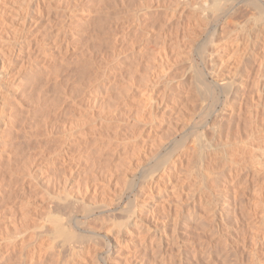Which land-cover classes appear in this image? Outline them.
Here are the masks:
<instances>
[{
    "label": "bare ground",
    "instance_id": "obj_1",
    "mask_svg": "<svg viewBox=\"0 0 264 264\" xmlns=\"http://www.w3.org/2000/svg\"><path fill=\"white\" fill-rule=\"evenodd\" d=\"M94 1L96 0H91V4H86L84 0L85 4L70 3L64 5V7L62 6V13L60 14L63 17V22L61 21L62 25L56 32H52L55 34H50L52 35L51 39L48 37L45 38L46 34L43 37L40 34L43 32H37L40 24H37V21L35 23L33 20L35 16H37V20H43L45 14L52 12L55 4L53 5L51 1L20 0L19 2L17 1L19 7L17 6L15 11L10 12L15 15V20L21 12L23 13V17L19 16L17 28L14 27L16 30L14 29V32H10L11 34L13 33L12 38H9L11 34L5 32L11 41L9 40L6 46L0 43V63L1 65L3 63L2 70L0 69V141L5 135H9L10 132L15 136V131H18L19 128L26 131L27 129L33 131L34 129L37 132L38 128L41 129V125L43 126L44 124L45 127H42L43 129H41V132L46 129L47 132H45V130L44 132L47 134L49 133V135H46L53 141L52 145L54 142L56 143L55 147L58 144V147L55 149L59 147L62 148H59L61 150L58 149L52 152L53 154H51V156L49 155L50 159L47 158V160L49 159L53 164L60 161L63 165L67 166V168H70V172L68 173L69 177L65 178V182L62 181L63 184L61 185L63 186L59 191L50 192L48 191L50 188H45L47 191L44 192L42 189H39L42 190V193L44 192V194H41V200L47 197L44 199V202L48 199L49 203V208L47 206L49 213H47V215L45 214L46 219L41 218L42 216L44 217L43 214L45 212H42L45 211L46 208L40 210L42 211V216L40 215L39 217L44 220V222L42 221L43 223H37V219H39L37 218L38 215L36 214L37 217L34 216V212L31 211L32 207L35 205L27 201L26 202L29 203H26L27 207L29 206L27 208L28 210L23 209L26 210V212L28 211V215L26 214V216L22 218L19 217L20 226L22 225L23 228L20 227L21 229H17V233H14L16 229L13 230L11 228L12 226L10 230L12 229L13 233H8L9 229L8 231L6 230L8 228L7 225L18 222L16 221V215L19 214H16L18 209H15V216H11L12 218L9 217V214V216H7L10 219H14L16 221L15 223L7 218L10 221L4 224L6 223V219L0 215V218L2 217L5 219L3 224L5 225V232L7 233L5 235L2 233L3 236L0 238V264H2L4 260H13L15 258L18 260V257L20 261H24L26 264H35L40 260L36 261V257L38 259L41 255L45 256L42 250L47 248L49 253L51 252V258L49 259L50 264H62V262L63 264H90L87 258L88 255L91 254L89 246L95 241L96 243L98 241H103L109 252L115 248L114 261L117 264H143L144 262L141 260L136 263L132 262L129 256L135 243L132 240H136V238H140V242L144 243L145 250H150L154 255L156 254V258L159 259L161 264H166L167 261H170L168 260L169 255L172 258L174 257L173 260L175 259V264L176 262L177 264L188 263L189 260L190 264H199L200 262L198 263L197 261H199L200 258H204V260L208 258L209 260V257L211 258L212 256L214 248L211 247L212 245L209 239H213L216 232H220L221 237L223 236V239L225 238L226 240H224L227 242V238L229 237L227 235H229V233L227 232L228 234L225 235L223 232L227 229L230 230L229 228L233 226L235 228L241 221V218L243 222H246L249 228L248 230L251 231L250 236H254L252 239H261L263 243L264 120H261L259 114H261V117L264 114V0H172V2L169 1L171 4H169L168 1L166 2V0H164L165 2H162L163 0H131L133 3L130 5L128 4L127 10L125 9L128 14L125 15L127 18L123 17V19L126 20L121 23H118V21L114 24L113 28L108 24L111 30L110 35L107 33L108 30H105L103 26L105 25L104 23H109L111 20L106 22L104 19L105 22L102 23L103 16L101 21L97 20L99 22L98 24L96 21L97 17H101L103 14V7L107 4L108 0H97L98 3ZM113 2L111 5L118 1ZM120 4L125 6L127 3L125 5L123 2ZM121 8L123 7L121 6ZM109 9L107 11H109ZM0 10L3 12L4 8ZM119 13L120 11L116 14ZM121 14L122 13H120V15ZM104 15L108 16L107 13ZM184 17H188V21L185 22ZM176 18L179 20L184 18L183 22L188 25L187 28L191 26V32L194 34L197 32V35L200 31L196 30L197 27L200 26L199 28H201L203 26L204 30L201 29V31L207 35V38L204 36L206 38L204 43L200 44V40L197 41L196 39L190 42L192 44L187 42V47H189V49H185L186 52L184 51V61L182 58L183 64L186 60L189 65L188 69H186L187 73L184 69H181L183 66H181L182 62L180 58L184 52L181 53L180 56V52L177 51V48H180L179 43L182 41H180L181 36L178 35L181 32H177L178 34L176 33V36L172 34L173 31L175 33V30L167 32L168 35L166 33V27H169L167 24ZM123 19L120 20L123 21ZM175 22H177L176 24H178L179 28L180 23H178V21ZM175 22L173 23L175 24ZM3 27L4 26H0V36L3 34V30H5V27ZM174 27H170V30ZM188 29H190V27ZM188 29L185 32H189ZM40 30L41 29L38 31ZM170 33L172 37L169 36ZM158 35L159 39L157 37ZM191 36L192 35H190V37ZM184 37L186 39V36ZM192 38H194V36ZM156 43L161 46L158 47L159 45ZM105 44L106 46L109 44L107 46V48L109 47L108 49H105ZM153 44L157 45L158 50H155L156 48L153 47ZM184 45H181V47ZM181 49H183V47ZM25 50L26 52H30L29 50L33 51L32 53L35 55V57L33 55V58L35 59L37 57L35 52H41V54H44H42L43 56L47 57H44V61L46 59L45 64L48 63V65L42 63L45 65V73L43 76L45 77V83H42L43 85L39 93L41 98L43 96L42 94H45L43 97L45 98L43 100L44 104L42 105L40 103L41 101L37 103L36 100L35 103L38 104V106L32 110L35 112L28 111L29 115L27 113L26 115L24 112L26 116H21L22 111L20 112V108H13V111L11 110V113L8 112L9 114L7 113L8 115H6V105L10 100H8L9 96L14 95L13 93L17 94V91L13 92V89L18 88V85L22 87V84L18 81L20 79L18 77L19 71H21L22 68H24L23 71L28 68L26 67L27 64L32 65L33 58L30 60L29 56L28 59L30 61H28L30 63L25 60L26 62L24 61L23 64L27 63L26 66L22 65L24 67L17 70L18 72H15L18 73L17 75H11L13 77L8 76L12 73L10 69L14 70L13 67L10 69L9 67H11L12 63L15 64V59L17 60L21 56H19V54L23 53L22 51ZM59 56L60 59L58 58ZM40 58L41 56L39 59ZM36 62L38 63L39 61L35 60V63ZM34 66L36 67L37 65L35 64ZM35 67L33 68L37 69L38 66ZM180 69L184 71V73H182L183 75H179ZM30 70H27L29 74ZM32 73L34 72L32 71ZM32 73L31 75H33ZM35 73L37 72L35 71ZM42 73L43 71L40 75L38 74L39 77L43 75ZM254 74L255 77H253ZM20 75L24 76V74ZM35 75L34 77H37ZM39 80H42V78ZM251 80L254 81H252L253 84L250 83ZM21 81H23V79ZM31 83L32 82H30V84ZM250 84L253 85L251 86L253 90L248 98L250 102L246 108L245 101L247 100L246 97H248L246 96L248 93L246 91H248ZM26 85L29 86V82ZM22 88L20 89L22 90ZM35 88L36 87L33 88L34 91H36ZM26 90L27 89H25V91ZM30 91L28 92L30 93ZM29 93L27 96L31 95V93ZM20 95L22 94L18 96ZM17 100L19 105L20 99ZM14 102H11L9 106L14 107L16 103ZM28 102L29 101H27V103ZM197 102H201L203 108L202 113L197 114V116H200L199 120H196V111H194L195 103L197 105ZM32 104L29 108H33ZM108 104L109 106H107ZM198 105L197 106L200 107V104ZM28 109L26 108V110ZM40 111L44 119H41V115L37 113ZM32 113H37V116L39 114L41 117L40 119L45 120V122H41L37 116L34 118ZM30 114H32V116ZM32 118L34 119L33 121L31 120ZM86 118H89V120L87 121ZM244 118L249 124L247 123L248 125L246 128H244L245 126L243 127V133L246 137L242 138L244 135L243 133L242 136L240 134L235 135L233 133L236 132H233V130L236 129L240 131L242 129L241 124L246 123ZM30 121L33 123H30ZM243 121L245 123H242ZM17 124H19L18 130L16 129ZM13 130L15 134L12 133ZM104 130H107L106 134H104ZM128 130L129 134L130 132L134 133V136L130 134L133 137H130L129 134L126 135L127 137L124 135ZM101 131H103L102 134L100 133ZM108 131H111L113 134L111 135ZM162 131L164 137L162 138V135L159 139L158 137ZM18 133L21 135V131ZM25 133L22 134L24 135ZM28 134L27 136L31 137V135ZM103 134L107 137H103ZM156 136L158 140H156ZM16 137L17 136L11 138L16 139ZM26 140H28V138ZM11 145L13 146V143ZM2 147L4 146H1V148ZM5 148L7 150V146ZM73 148L76 153L71 155L70 153L73 151L71 149ZM152 148H154L156 152L158 151L159 160L156 163L157 165L155 164V167L148 170L150 166L148 163L151 161L147 162V156L148 152L151 153L150 150ZM10 150L12 151V149ZM131 150L132 155L135 154L133 151L136 152V159L138 160H135V162H132L134 155L130 156ZM155 150H152L153 154ZM8 151L9 150L6 152ZM11 151L10 156L7 155V158H9L7 160H10L9 163H12L10 159ZM88 151H91V154L92 151L101 152L102 154L108 151L110 153L112 152L113 155H111V157L113 156L114 160L119 161V163L123 160V156L125 158L129 154L128 157L130 158L126 157V159H130L129 162H126L127 168H123L125 163L123 164L122 161L118 164L116 171L111 169L115 172L114 175L117 176L116 178L123 176V184L126 183L124 181L126 179L130 185L128 187L123 186V188L118 189L117 192L115 191V196L111 194L112 196L109 201L107 194L110 193H106L105 198H107V200L101 201L98 207H91V205L84 204L85 206H83V210L80 212L78 209L80 207L76 208L81 198L79 197L80 191L77 192L79 193L78 195H76V193L74 195L70 178L77 174L74 172V168L79 169L84 163H86L85 166L89 163L87 161L88 159L90 160L92 156L89 158L90 156L86 155ZM14 152H12V155ZM101 153L99 155H102ZM106 153L105 155L107 156ZM151 155L152 153L150 156ZM30 156L32 157V155ZM186 156L189 157L186 158V160L189 159V162L187 161L188 164L184 162L186 161ZM42 157L44 159V155ZM97 158L99 159V157H96V159ZM120 158L122 160H119ZM33 159L34 158H32V160ZM27 160L31 161L30 158ZM99 160L98 162L100 163ZM106 160H108V158ZM29 161L26 162L30 164L31 162L29 163ZM96 161H94L95 164H98ZM103 162L101 164H103ZM105 163L107 162L105 161ZM184 163L187 164L186 167H184ZM8 166L12 168L10 165ZM33 166L34 165H32V167ZM108 167L110 168V166ZM106 168H104L105 171ZM29 169H26V171ZM9 170L11 171V169ZM32 170H29L27 174L25 171H23L24 174L18 173L23 175V177L20 176L23 180L22 183L30 187H32V184L35 182L34 180L38 181L37 178L39 177ZM10 171L8 176L11 175ZM96 172L98 171L95 170V173ZM100 172L101 171H99V173ZM4 173H6V171L3 172V174ZM13 174L15 175V173ZM34 174L36 176H34ZM244 175H246V180L244 178L245 182L249 179H251V181L248 182L249 184L247 183L248 185L245 183V185H242L243 182H241L239 187L242 188L244 186L242 188V191H244L241 193L242 191H239L234 185H231V182L239 180L240 177L242 178ZM108 176H106V179ZM11 177L12 175L9 178ZM33 178L35 179L33 180ZM109 179L111 180V178H108L110 182ZM10 180L11 179H9V181ZM136 180H139V182H137V188H135L134 185ZM108 181H106L107 184ZM13 183H16V180ZM112 183L113 182L109 184L111 185ZM120 183L117 186L115 183V186L118 187ZM20 184L18 183L17 185L22 189ZM107 186L106 188L104 186L106 191ZM0 187H2V185ZM36 187L39 186L36 184ZM104 188L100 189L104 190ZM2 191L3 187L2 189L0 188V193H3ZM9 192L11 191L9 190ZM34 192L36 193V191ZM27 193H24V195H27ZM35 195H33V197ZM43 195L46 196L44 197ZM101 195H103V197L105 196L104 193ZM156 195L160 198L158 203L154 199ZM28 196L29 193L27 197ZM30 196L32 197L31 193ZM113 196L116 197V199L114 198L115 202H113L114 200L110 201ZM8 197L7 200L12 196ZM36 197L38 196H35L33 199H28H38ZM126 197V200H128L127 203H125ZM131 197H134V199ZM140 197L143 198V200H139ZM188 197L189 199H186ZM14 199H16V195ZM10 200L13 199H9L8 201ZM2 201L3 200H1V202ZM8 201L6 202V200H4V203H8ZM39 201H37L36 204H38ZM152 202L155 204L154 207L150 206V208L146 210L145 208L149 207L146 205ZM6 203L4 206H6ZM10 204L13 205V201ZM185 204L189 207L188 212H185L186 214L183 213ZM12 205L7 206L9 208V206ZM41 205L43 206L44 204ZM45 205H47V203ZM38 206L36 205V208L39 210L41 207L39 208ZM95 208L97 212H94L96 211ZM75 209L79 211H75ZM157 210H160L162 214H160V212L159 214L164 216L162 218L159 216L161 221L163 219L162 222H160V218L157 217ZM3 211L6 210H2L1 213H3ZM40 211L36 213L39 214ZM76 212L94 214L95 220L93 219V222L98 220L101 225L105 220H113V223L111 222L112 225L107 229L106 233L101 236V234H97L94 228L87 222L86 223L89 225H87L88 228H86L87 226L84 228L81 227L82 224H86L81 221L82 218L76 216ZM20 216H23L22 213ZM90 221L88 222L90 223ZM17 224H19V222L15 225ZM15 225H13V228H16ZM192 230L198 232L199 239H196L197 241L195 238L198 236L196 235V237H194L195 233L193 235L191 232ZM136 231L135 238H133V234ZM188 231H190V233H188ZM84 233H88L90 236L83 235ZM191 233L193 235L192 238H194L192 242L188 239L187 241L184 240V238H188ZM184 234L188 235L185 237ZM42 238L45 240L40 242L39 239L42 240ZM256 239L255 245L257 244ZM45 241L48 242H46L47 245L50 244V247L43 248ZM230 243L231 241L227 246H229ZM232 244H234V241ZM255 245L253 242V246ZM188 248H191V251ZM238 249L239 246L237 250ZM259 249L260 248H258V250ZM263 249L261 250V254ZM236 252L235 254H237ZM254 252L256 253V251ZM99 254H102L101 251ZM188 254H191L192 258H190V256L188 257ZM261 254L258 253V255H255L260 257L259 255ZM262 255H264V253ZM228 256L226 255V257ZM68 258H70V261ZM262 259H260V261ZM105 261V264H111V262H107V258ZM13 264L21 263L17 262Z\"/></svg>",
    "mask_w": 264,
    "mask_h": 264
},
{
    "label": "rangeland",
    "instance_id": "obj_2",
    "mask_svg": "<svg viewBox=\"0 0 264 264\" xmlns=\"http://www.w3.org/2000/svg\"><path fill=\"white\" fill-rule=\"evenodd\" d=\"M20 1V0H5V1H2L1 0V2H0V7L3 9L4 8V10H3V12H2V10H0V12H2V13H0V26H4L3 28L6 30H3V34H1V36H0V43H3V45H7L6 43H9V38H12V35H13V33L11 34L10 32H14L16 29L15 28H17L16 26H17V23L19 22V16H21V17H23V13L21 12V13H19V16H18V18L15 20V15L14 14H12V13H10V12H12V11H15L16 10V8H17V6L19 7V4H18V2ZM49 1H51L52 2V4L54 5V9L52 10V12L51 13H48V14H45V17H44V19L43 20H37V16H35V18H33V20L35 21V23H36V21L38 22L37 24H40L39 25V27H38V29H37V32H43V33H40L43 37L45 36V34H46V36H45V38H49V39H51V37H52V35L53 34H55V33H52V32H56V30H58L59 29V27H61V25H62V22H63V17H62V15L60 14V13H62V6L64 7V5H66V4H85V2H86V4L87 3H89V4H91L90 3V1L91 0H85V2H84V0L82 1V0H77V3H76V0H49ZM70 1V2H69ZM82 1V2H81ZM88 1V2H87ZM114 0H111V2H110V0H108L107 1V4L106 5H104V7H103V14L101 15V17H97V19H96V21L98 20V21H101L102 20V18H103V16H104V18H103V20H102V23H104L105 22V20H106V22L108 21V20H111V22H109V23H104L105 25L103 26L104 27V29L105 30H108V34L110 35V32H111V30L109 29V25H110V27H112L113 28V26H114V24H116L118 21V23H121V22H124V20H126V19H123V17L125 18L126 16L125 15H127L128 14V12L127 11H125V9L127 10V7L130 5V4H132L133 3V1H131V0H120V2H119V0H115V1H118V2H115V3H118V4H115L114 2H113ZM127 1V2H126ZM162 1V0H161ZM168 1V3H169V1L170 2H172V0H166V2ZM80 2V3H79ZM95 3H98L97 2V0L96 1H94ZM109 2H110V4H109ZM114 3V4H112L111 5V3ZM124 3V5L125 6H123V4L121 5L120 3ZM162 2H165L164 0L162 1ZM95 3H93V4H95ZM167 3V4H168ZM15 4V5H14ZM109 4V5H108ZM129 4V5H128ZM169 4H171V3H169ZM175 4V3H174ZM118 5V6H117ZM107 6H109L110 7V9H109V7H107ZM115 6V7H114ZM120 6V7H119ZM121 6L123 7V8H121ZM0 8V9H1ZM15 8V9H14ZM106 8H108L109 9V11H107L108 9H106ZM113 8H114V10H113ZM121 10H120V9ZM116 9H117V11H116ZM124 10V11H123ZM120 11V13H122L121 15H120V13L119 14H116V13H118ZM123 11V12H122ZM116 12V13H115ZM127 12V13H126ZM108 14V16L107 15H104V14ZM114 13V14H113ZM111 14V15H110ZM113 14V15H112ZM123 14H124V16H123ZM110 15V16H109ZM116 15V16H115ZM107 16V17H106ZM113 16V17H112ZM62 17V18H61ZM108 17H109V19H108ZM101 18V19H100ZM111 18H114V19H111ZM127 18V17H126ZM184 18H185V20H184ZM184 18H182V19H174L175 21H178V23H180L179 24V28H178V24H176L177 22H175L174 20L173 21H171L170 23H168L167 24V26L169 25V27H166V33L167 32H172L173 30H175V33H174V31H173V33L172 34H174L173 36H176L178 33H179V31L182 33H179L178 35L179 36H181L180 38V43H179V45H180V48L178 47L177 48V51H179L178 53H179V55L181 54V53H183L184 51L186 52V50L185 49H189V47H187V42L188 43H190V42H193L195 39L197 40V41H199L200 42V44L201 43H204L205 42V40H206V38H207V35H205V33L204 32H202L201 31V29L202 30H204V28H203V26L201 27V28H199L200 26H195V27H197V29L196 30H200L198 33L199 34H201V35H197V32H195V34L193 33V32H191V26H189L190 27V29H188L187 28V24L186 23H184L183 22V20L186 22V21H188V17H184ZM36 19V20H35ZM105 19V20H104ZM115 19H117V20H115ZM123 19V21H121V20ZM187 19V20H186ZM62 21V22H61ZM97 21V24L99 23ZM112 21H113V23H112ZM115 21V22H114ZM43 22V23H42ZM173 22H175V24L173 23ZM42 23V24H41ZM111 23V24H110ZM182 23V24H181ZM3 24V25H2ZM109 24V25H108ZM175 25V27H174V25ZM186 26H185V25ZM106 25H107V27H106ZM171 25V26H170ZM181 25H183V26H181ZM177 26V27H176ZM15 27V28H14ZM170 27H174V28H176V29H171L170 30ZM186 28V29H185ZM15 29V30H14ZM39 29H41L40 31H38ZM169 29V30H168ZM189 30V32L191 33H189V32H185L186 30ZM14 30V31H13ZM47 32H46V31ZM110 30V31H109ZM114 30V29H113ZM11 34L10 36H9V38L7 37V34ZM45 32V33H44ZM50 32V33H49ZM106 32V31H105ZM178 32V33H177ZM183 32H184V34H183ZM6 34V37L8 38H6L5 37V34ZM177 33V34H176ZM188 33V34H187ZM203 33V34H202ZM50 34H52V35H50ZM171 33L169 34V36H171L172 35ZM4 37H3V36ZM49 35V36H48ZM109 35H106V36H109ZM167 35H168V33H167ZM182 35H183V38H182ZM190 35H192L191 37H190ZM184 36H186V39H185V37ZM194 36V38H192ZM197 36H199V37H197ZM201 36V37H200ZM206 38H205V37ZM2 37V38H1ZM158 37V39H159V35L157 36ZM157 37H155V38H157ZM172 37V36H171ZM190 37V38H189ZM195 37H197V38H195ZM204 37V38H203ZM4 38V39H3ZM188 38H189V40H188ZM191 38H192V40H191ZM200 38V39H199ZM203 38V39H202ZM3 39V40H2ZM5 40H8V41H5ZM186 40V41H185ZM4 41H5V43H4ZM11 41V40H10ZM156 42H157V40H156ZM183 42V43H182ZM184 42H185V45H184ZM158 43V42H157ZM156 43V44H157ZM153 44L154 46L153 47H155L154 49L155 50H158V48H157V45H159V44ZM190 44H192V43H190ZM109 45V44H108ZM107 45V46H108ZM181 45H184V46H182L183 47V49H181L182 47H181ZM107 46H106V44L104 45V47H105V49H108L107 48ZM161 45H159L158 47H160ZM172 48V47H171ZM104 49V48H103ZM178 49H180V50H178ZM30 52H26V50L25 51H22L23 53H21V54H19V56L21 57H19L17 60L15 59V64L14 63H12L11 64V67H9V69L10 68H14V70L13 69H10V70H12V73L11 74H9L8 76L10 77L11 75H17L18 73H15L17 70H20L22 67H24V66H22V65H25L26 66V64L27 63H24L23 64V62L26 60L27 62H29L30 60H31V58H33V55H34V53H32L33 51H31V50H29ZM106 51V50H105ZM185 52L182 54V56H181V66H183V67H181V69H184L185 71H186V69H188V63L186 62V60H185V62H184V64H183V61H184V58L183 57H185ZM28 53H29V55H28ZM32 55H31V54ZM36 54H37V57L39 56H41V58L39 59V57L37 58L36 57V59L35 58H33V60H32V65H30V64H27V66L26 67H28V68H26L24 71H23V69L24 68H22V70L21 71H19L20 73H19V75L20 74H24V76L23 75H18V77L20 78L18 81L22 84V87H21V85H18V88H14L13 89V92L15 91H17V94L19 95V94H22V95H20V96H18L16 93H13L14 95H10L9 96V98H8V100L9 101H11V102H14L15 100V105H14V107L13 106H9V105H11L10 103L11 102H7V105H6V115H8L9 113H11V110L13 111V108L15 109V108H20V112H21V116H26L27 114H28V111H30V112H35V111H32L34 108H36L37 106H38V104H36L35 103V101L37 102V103H39V101H41L40 103L43 105L44 104V99L45 98H43L44 96H45V94H42L43 96H42V98L40 97V91H41V87H42V85L45 83V77H43L44 76V71H45V68H44V66L45 65H48V63L47 64H45L46 62V59H45V61H44V57L45 58H47L46 56H43L42 54H41V52H35ZM40 54V55H39ZM30 56V57H29ZM22 57H24V58H22ZM28 57H29V59H28ZM34 57H35V55H34ZM42 58H43V60H42ZM59 59H60V56L58 57ZM182 58H183V61H182ZM36 61H39L38 63L36 62L35 63V60ZM39 59V60H38ZM20 60V61H19ZM29 60V61H28ZM17 61H18V63H17ZM25 61V62H26ZM34 61V62H33ZM43 61V62H42ZM41 62V63H40ZM30 63V62H29ZM33 63H34V65L36 64L37 66V69H34L33 67H35L34 65H33ZM41 65H40V64ZM42 63H44V64H42ZM187 63V64H186ZM13 65V66H12ZM15 65V66H14ZM29 65V66H28ZM185 65V66H184ZM43 66V67H42ZM3 67V63H2V65H1V63H0V69ZM20 67V68H19ZM33 68V70H32V68ZM35 67V68H36ZM186 67V68H185ZM30 68H31V70H30ZM40 68H43V69H40ZM39 69V70H38ZM179 70V72H180V74L179 75H181L182 73H184V71L183 70ZM2 70V69H1ZM27 70L29 71L30 70V74H29V72H27ZM37 72V73H35V71ZM32 71L34 72V73H32ZM38 71H43V75L42 76H40L39 77V75L41 74V72H38ZM183 71V72H182ZM18 72V71H17ZM15 73V74H14ZM28 73V74H27ZM31 73L33 74V75H31ZM186 73H187V71H186ZM255 73V72H254ZM36 74V75H35ZM39 74V75H38ZM256 74V73H255ZM255 74H254V76L253 77H255ZM25 75H27V76H25ZM28 75H30V76H28ZM34 75L35 76H37V77H34ZM183 75V74H182ZM7 76V77H8ZM13 76H11V77H13ZM24 77V78H23ZM27 77H29V78H27ZM34 77V78H33ZM252 77V78H253ZM40 78H42V80H39ZM251 78V79H252ZM23 79V81H21ZM29 81H28V80ZM34 79V80H33ZM37 79V80H36ZM37 81H39V82H37ZM42 81V82H41ZM253 80H251L250 81V83L251 84H253V82H252ZM25 82H26V84H28V82H29V86L28 85H26L25 84ZM30 82H32L31 84H30ZM35 82V83H34ZM43 83V84H42ZM17 84V83H16ZM26 85V87H25V85ZM36 84H38V85H36ZM249 85L250 87H248V91H246V92H248L247 94H246V96H248V97H246V101H245V103H246V108H247V105H248V103L250 102V101H248V98L250 97V95H251V93H252V90H253V88H251V86H253V85ZM30 85H31V88H30ZM36 85V86H35ZM39 85H41V86H39ZM37 86H39V87H37ZM34 87H36L35 88V90L36 91H34V89L33 88ZM20 88H22V90L20 89ZM251 88V89H250ZM19 89V90H18ZM25 89H27L26 91H25ZM33 89V90H32ZM38 89H39V91H38ZM21 90V91H20ZM31 90V91H30ZM251 90V91H250ZM19 91V92H18ZM28 91H30V93L32 92V91H34V92H32L31 93V95L29 96H27V94L29 93ZM24 92H25V94H24ZM29 93V94H30ZM37 93V94H36ZM36 94V95H35ZM39 94V95H38ZM17 95V96H16ZM24 95V96H23ZM13 97V99H14V101H13V99H12V97ZM36 96H37V99H36ZM39 96V97H38ZM17 97H20V98H17ZM22 97V98H21ZM26 97V98H25ZM116 97V96H115ZM114 97V98H115ZM25 98V99H24ZM27 98H29V99H27ZM31 98H33V99H31ZM34 98H35V100H34ZM17 99H20V103H19V105H20V107H19V105H18V100ZM39 99V100H38ZM40 99H42V100H40ZM22 100H24V101H22ZM31 100V101H30ZM32 100H34V101H32ZM27 101H29L28 103H35L34 105L32 104V106H33V108L31 107V108H29V106H31V104L30 105H27L28 103H27ZM248 101V102H247ZM24 102H26L25 104L23 103V106H22V103ZM198 104H200V107H198L199 105ZM12 105H13V103H12ZM198 105V106H197ZM197 105H196V103H195V107H194V111H196V120H199L200 119V116L198 115L197 116V114H201L202 113V110H203V108H202V105H201V102H197ZM8 106V107H7ZM16 106H18V107H16ZM28 106V107H27ZM107 106H109V104L107 105ZM9 107H10V109H9ZM12 107V108H11ZM21 107H23V108H21ZM25 108V109H24ZM26 108L28 109V110H26ZM31 109V110H30ZM9 110V111H8ZM24 110V111H23ZM9 112V113H8ZM24 112H25V114H24ZM29 112V113H30ZM187 112V111H186ZM186 112H185V114H186ZM8 113V114H7ZM37 113H39L40 115H41V117L43 116V114H41V111L40 112H37ZM37 113H32L34 116V118H35V116H37ZM32 114H30L31 116H32ZM39 114H38V116H37V118H41L40 116H39ZM29 115V114H28ZM260 115V118H261V120H264L263 118H264V114H263V116L261 117V114H259ZM198 117V118H197ZM245 117V116H244ZM39 119H37V120H39ZM41 119H44L43 117L41 118ZM40 119V120H41ZM87 119V118H86ZM245 119V118H244ZM32 121L34 120L33 118L31 119ZM89 120V118L87 119V121ZM32 121H30V123H33ZM43 121V123L45 122V120H41V122ZM246 123H245V122ZM242 123H245V124H241L242 126V129H241V127H240V131H238V130H236V129H234L233 130V132H236V133H233V134H235V135H237V134H240L241 136L244 134L243 133V131H244V128H246V126L249 124V122H247V120L245 119ZM248 123V124H247ZM18 125L19 124H17V127H16V129L18 130ZM245 126V127H244ZM20 127V126H19ZM45 127L44 126V124H43V126L41 125V129H43V128ZM244 127V128H243ZM15 129V130H16ZM41 129H39L38 128V130H37V132L33 129V131L30 129V130H28L27 129V131L29 132V134L31 135V137L29 136H27V134H28V132L26 131V130H24V129H20L19 128V130L21 131V135H20V133H18V132H20L19 130L18 131H15L16 132V134H15V132H14V130L12 131V133H14L15 134V136H17L16 137V139L15 138H11V137H15L14 135H12L11 134V132H10V134L12 135H5L4 137H5V140H4V137L3 138H1V141H0V150L2 151V152H4V153H2L1 151H0V155H2V156H0V159H1V161H3V162H1L0 161V175L2 176H0L1 178H3V179H1L0 180V186L2 185V187H3V193H0V215H2V217L3 218H5L6 219V223H4L5 222V219H3L2 217L0 218V224H2V225H0V238L3 236V235H5V234H7L6 232H5V225L4 224H7V223H9V222H7V221H10V220H12L11 222H13V223H15L16 221H18L19 222V224H17V225H15L16 223H18V222H16L15 224H10V225H7L8 226V228H7V226H6V228H7V230L6 231H8V229H9V231H8V233H13V230L14 229H16V231L14 232V233H17V229H19L20 227L21 228H23L22 227V225L20 226V220H19V217H24V216H26V214L28 215V211L26 212V210H28L27 208L29 207H27V205H26V203L27 202H32V205H35V206H33L32 207V212H34L33 213V215L34 216H36V214L38 215V217L37 218H39V219H37V223H39V222H41V223H43L44 222V220L43 219H46V216H45V214L47 215V213H49L48 212V208H49V203H48V199H47V201L45 200V202H44V199L45 198H47V197H45L46 195H43L45 198H43V200H41L42 199V195L41 194H44V192H46L47 191V189H45V188H50V190H48V191H50V192H57V191H59L60 189H61V187L63 186V185H61V184H63V182H65V178H68L69 176V170H70V168H67V166H65V165H63L60 161H58L57 163H51L50 161H49V157L51 156V154H53L52 152H54V151H56V150H58L59 148H61V147H59L58 149H55V148H57L58 147V144L56 145V147H55V142H54V147H53V145H52V143H53V141H51V138L49 137V136H47V135H49V133L47 134V133H45V132H47L46 131V129H44L45 130V132H44V130H43V132H41L42 130ZM130 130V129H129ZM129 130H128V132L126 131V133L124 134L125 136L127 135V134H129ZM246 130V129H245ZM105 132H104V134H106V132H107V130H104ZM131 131V130H130ZM25 132H27V133H25ZM102 132L103 131H101L100 133L102 134ZM111 135L113 134L111 131H108ZM18 133V134H17ZM22 133H25L24 135L22 134ZM36 133V134H35ZM38 133V134H37ZM42 133V134H41ZM109 133H107V134H109ZM162 133V134H161ZM160 133V135H159V139L161 138L160 136H162L164 133H163V131ZM243 133V134H242ZM28 134V135H29ZM44 134H45V136H44ZM47 134V135H46ZM100 134V135H101ZM102 135L103 137H107L106 135ZM130 134H134V133H132V132H130ZM129 134V136L130 137H133L132 135H130ZM137 134V133H136ZM34 135H36V136H34ZM43 136V138H42V136ZM60 135H61V133H60ZM59 135V136H60ZM138 135V134H137ZM157 135V136H158ZM40 136H41V138H40ZM128 136V137H129ZM157 136H156V140H158L157 139ZM8 137H10V138H8ZM32 137H33V139H32ZM35 137H36V139H35ZM127 137V136H126ZM164 137V135L162 136V138ZM246 137V135L244 134L243 136H242V138H245ZM28 138V140H26ZM11 139V140H10ZM39 139V140H38ZM50 140V141H48V140ZM4 140V141H3ZM9 140H10V143H9ZM150 140H152V139H150ZM7 141H8V143H7ZM12 141V142H11ZM17 141V142H16ZM21 143H20V142ZM27 141H29V142H27ZM33 141V142H32ZM46 142H47V145H48V143H49V145L47 146L46 145ZM13 143V146L11 145ZM44 143V144H43ZM51 143V144H50ZM12 146H10V145ZM20 144H22V145H20ZM7 146V150H9L8 152H6L7 150H6V146ZM26 145V146H25ZM1 146H4V147H2L1 148ZM9 146V147H8ZM12 149V151L10 150V149ZM15 148V149H14ZM18 148H20V149H18ZM13 149H14V151H13ZM62 149V148H61ZM61 149H59V150H61ZM4 150V151H3ZM6 150V151H5ZM71 150H73V151H71V155H73L74 153H76V152H74L75 150H74V148L73 149H71ZM152 150H155L154 148H152L150 151H151V153H152V155L150 156V152H148V156H147V162H150V163H148V165H150L149 167H148V170L149 169H151V168H153V167H155L157 164V162H158V160H159V153H158V151L156 152V150H155V152H154V154H153V152H152ZM10 151H11V161H12V163L10 162L9 163V161L7 160V159H9V158H7V155L8 156H10ZM18 151V152H17ZM19 151H21V152H19ZM41 151V152H40ZM51 151V152H50ZM12 152H14L13 153V155H12ZM109 152V151H108ZM106 153V152H104V154H102L101 152H93L92 151V154H91V151H88V153L86 152V155H89L90 157L89 158H91V156H92V160L90 159H88V161L87 162H89V163H87V165L85 166V164L86 163H84L83 164V166L82 167H84V168H82V167H80L79 169L77 168V169H73L74 170V172L75 173H77V174H75V176H73V177H71L70 178V182H71V186L73 187L72 188V191L74 192V195H75V193H76V195H78L79 193H80V195H79V197H81L82 198V196H83V198L81 199L80 198V200H79V205L76 207V208H78V207H80V208H78L79 210H80V212H82V210H83V206H85L84 204H86V205H91V207H98L99 206V204L101 203V201H104V200H107V198H108V201H109V199H110V197L112 196V195H114L115 196V191L117 192L118 191V189H120V188H123V186H125V187H128L130 184H128V182L126 181V179L124 180L126 183H124V184H126V185H124L123 184V180L122 179H124V178H122L121 176V178L120 177H118V178H116L117 176H115L114 174H115V172L113 171V170H115L116 171V168L118 167V164H120L122 161V163L124 164V167L123 168H127L126 167V162H129L130 161V159H128V158H130V157H128L129 156V154H128V152H127V156H126V153H125V156L126 157H128L127 159H126V157L124 158V154L122 155L123 156V160L120 158L119 160H122V161H120V163H119V161H116V160H114V157L112 158L111 157V155H113L112 154V152L109 154V153ZM132 150L130 151V156H133V158H132V162H135V160L137 161L138 159H136L137 158V155H136V152L135 151H133V153H135V154H133L132 155ZM6 153V154H5ZM17 153V154H16ZM90 153V154H89ZM102 154V155H99V154ZM105 153L107 154V156L105 155ZM150 153V154H149ZM15 154V155H14ZM6 155V156H5ZM30 155H32V157L30 156ZM37 155H39V156H37ZM44 155V159H43V156ZM50 155V156H49ZM103 155H104V157H103ZM136 155V156H135ZM14 156V157H13ZM34 156V157H33ZM36 156V157H35ZM106 156V157H105ZM6 159H5V158ZM96 157H99V159L97 158L96 159ZM103 157V158H102ZM188 156H186L185 157V160H186V158H187ZM18 158V159H17ZM30 158V160L31 161H29V160H27V159H29ZM32 158H34L33 160H32ZM47 158H49L48 160H47ZM87 158H88V156H87ZM97 160H95V159ZM103 160H102V159ZM108 158V160H106ZM189 158V157H188ZM14 159V160H13ZM15 159H16V161H15ZM104 159H105V161L107 162V163H105V161H104ZM41 160H43V161H45V162H43V161H41ZM46 160H47V162H46ZM98 160L100 161V163L98 162ZM110 160V161H109ZM113 160V161H112ZM189 159H187L186 161H184V162H186L187 164H188V161ZM26 161H29V163L31 164H28V162H26ZM33 161V162H32ZM36 161V162H35ZM91 161H93V162H91ZM94 161H96V163L98 162V164H95V162ZM103 162V164H101L102 162ZM110 163H109V162ZM117 163H116V162ZM188 161V162H187ZM37 163V164H36ZM43 163V164H42ZM46 163V164H45ZM51 163V164H50ZM59 163V164H58ZM186 163H184V167H186ZM2 164H5V165H2ZM41 164V165H40ZM62 164V165H61ZM89 164H91V165H89ZM100 164V165H99ZM112 164V165H111ZM156 164V165H155ZM7 165V166H6ZM8 165H10L12 168H10ZM25 165V166H24ZM27 165V166H26ZM32 165H34L33 167H32ZM110 166V168L108 167V166ZM127 165H128V163H127ZM154 165V166H153ZM5 166V167H4ZM30 166V167H29ZM65 166V167H64ZM103 167V168H101V167ZM3 167V168H2ZM8 168V170L9 169H11V171H13V172H11L10 170V173H11V175H12V177L11 178H9L11 175H9L8 176V174H9V171L7 170V168ZM39 167V168H38ZM64 167V168H63ZM97 167V168H96ZM107 167V168H106ZM29 168H31V169H29ZM37 168V169H36ZM104 168H106V171H105V169ZM113 170H112V169ZM26 169H29V170H32V171H34V173H36V175L37 176H39L38 178L37 177H35V178H37L38 179V181L37 180H34L35 178H33V180L35 181H33L34 183L32 184V187H34L35 188V190H34V188H32V187H30V186H28V185H26V184H23L22 182H23V180L21 179V177H23V175H20V174H24V172L23 171H25L26 172V174L29 172V170H27L26 171ZM86 169V170H85ZM96 171H98V172H96L95 173V170ZM103 171H102V170ZM109 169V170H108ZM184 169V168H183ZM37 170V171H36ZM83 170V171H82ZM6 171V173H4L3 174V172H5ZM8 171V172H7ZM99 171H101L100 173H99ZM112 171V172H111ZM22 172V173H21ZM114 172V173H113ZM13 173H15V175H16V177H15V175L13 174ZM17 173V174H16ZM18 173H20V174H18ZM99 173V174H98ZM105 173V174H104ZM113 173V174H112ZM7 174V175H6ZM25 174V175H26ZM86 174V175H85ZM97 174V175H96ZM113 176H111V175ZM4 175V176H3ZM35 174H34V176H36ZM105 175V176H104ZM110 177H109V176ZM6 176H8V177H6ZM18 176V177H17ZM21 176V177H20ZM88 176V177H87ZM106 176H108L107 177V179H106ZM64 177V178H63ZM86 177V178H85ZM246 175H244V176H242V178L240 177V179L239 180H236L235 182L233 181V182H231L232 184L231 185H234L235 186V188H237V189H239V191L241 190L242 191V188L244 187H239L240 185H241V182H243L242 183V185H248L249 183V181H251V179H249L248 181H246L245 182V180H246ZM6 178H8V179H6ZM19 178V179H18ZM108 178H111V180H110V182L108 181ZM112 178H113V180H112ZM115 178V179H114ZM122 180H120V179ZM244 178H245V180H244ZM9 179H11L10 181H9ZM16 180V183H13L15 180ZM116 179H117V181H116ZM3 180V181H2ZM4 180H6V181H4ZM7 180H8V182H7ZM20 182H19V181ZM84 180V181H83ZM13 181V182H12ZM63 181V182H62ZM106 181H108V184H107V182ZM118 181H120V182H118ZM2 182H3V184H2ZM41 182H42V185H41ZM49 182V183H48ZM105 182V183H104ZM111 182H113L111 185L109 184V183H111ZM137 182H139V180L137 181H135V183H134V185H135V188H137ZM239 182V183H238ZM6 185H5V184ZM13 183V184H12ZM20 184V186H22V189H21V187H19V185H17V184ZM115 183H116V186L120 183V187L118 186V187H116L115 186ZM234 183V184H233ZM238 183V184H237ZM245 183V184H244ZM248 183V184H247ZM36 184H37V186H39V187H36ZM104 184V185H103ZM114 184V185H113ZM8 185V186H7ZM13 185V186H12ZM35 185V186H34ZM41 185V186H40ZM108 185V186H107ZM228 185H230V184H228ZM7 186V187H6ZM49 186V187H48ZM103 186V187H102ZM104 186H105V188H106V186H107V191L105 190V188H104ZM2 187H0L1 189H2ZM13 189V192H15V193H13L12 192V189ZM31 189H30V188ZM41 187H43V188H41ZM99 187V188H98ZM111 187V188H110ZM9 188V189H8ZM17 188V189H16ZM77 188V189H76ZM97 188V189H96ZM100 188H104V190H102V189H100ZM108 188H109V190H108ZM241 188V189H240ZM7 189V190H6ZM30 189V190H29ZM39 189H42L44 192L42 193V190H39ZM52 189V190H51ZM79 189V190H78ZM87 189V190H86ZM114 189V190H113ZM117 189V190H116ZM4 190H6V191H4ZM9 190L11 191V192H9ZM16 190V191H15ZM24 190H27V191H24ZM31 190H32V192H31ZM91 190V191H90ZM113 190V191H112ZM22 191V192H21ZM24 191V192H23ZM34 191H36V193L34 192ZM38 191V192H37ZM80 191V192H79ZM99 191V192H98ZM103 191V192H102ZM106 191V192H105ZM244 191V190H243ZM243 191L241 192V193H243ZM6 194H5V193ZM9 192V193H8ZM21 192V193H20ZM29 193V196L27 197V195H28V193ZM77 192H79V193H77ZM84 192V193H83ZM96 192H97V194L99 195H97L96 194ZM11 193V194H10ZM20 193V194H19ZM24 193H27V195L25 194L24 195ZM30 193H31V195H32V197H33V195H35V196H38V197H36V198H38V199H35V200H37V201H39V203L38 204H36L37 203V201H35V200H31V199H28V198H32L31 196H30ZM104 193V195L106 194V193H110V194H107V198H105L106 197V195L103 197V195H101V194H103ZM1 194H5V195H7V196H5V198H4V196L3 195H1ZM16 195V199H14L15 198V195ZM96 194V195H95ZM112 194V195H111ZM41 195V196H40ZM11 197V198H9V197ZM34 196V197H35ZM112 197L111 198V200L110 201H112V200H114L113 202H115V199H116V197ZM3 197V198H2ZM7 197L9 198V199H13V200H10L11 202L13 201V205L12 204H10L11 202L10 201H8L7 200ZM14 197V198H13ZM33 197V198H34ZM41 197V198H40ZM78 197V196H77ZM95 197V198H94ZM241 197V196H240ZM239 197V198H240ZM23 198V199H22ZM32 198V199H33ZM105 198V199H104ZM115 198V199H114ZM132 199H134V197H131ZM85 199V200H84ZM99 199V200H98ZM103 199V200H102ZM127 199V197L125 198V203H127L128 202V200H126ZM154 199H155V201H157V203L160 201L159 199V197H158V195H156V196H154ZM157 199V200H156ZM186 199H189V197L188 198H186ZM185 199V200H186ZM1 200H3L2 202H1ZM4 200H6V202L8 201V203H6V206L7 205H12V206H9V208H8V206L6 207V206H4ZM29 200V201H28ZM139 200H143V198H139ZM15 201V202H14ZM27 201V202H26ZM89 201H90V203H89ZM95 201V202H94ZM100 201V202H99ZM154 201V202H155ZM186 201H189V200H186ZM19 202H24V203H19ZM99 202V203H98ZM154 202H152V203H150V204H148V205H146V206H149V207H147V208H145L146 210L147 209H149L150 208V206H153L154 207ZM2 203H4V204H2ZM35 203V204H34ZM47 203V205H45ZM18 206H17V205ZM23 204H25V205H23ZM27 204H29V203H27ZM41 204H44L43 206L41 205ZM83 204V205H82ZM152 204V205H151ZM20 205V206H19ZM36 205L40 208L39 210H38V208H36ZM41 205V206H40ZM81 205H82V208H81ZM14 206H17V207H14ZM22 206V207H21ZM45 206V207H44ZM47 206H48V208H47ZM124 206V205H123ZM12 207V208H11ZM14 207V208H13ZM21 207V208H20ZM152 207V208H153ZM8 210H7V209ZM21 209V211H20V209ZM26 209V210H24V209ZM43 208H46L47 209V211H46V209H45V211H40L41 209L43 210ZM188 206H187V204H185L184 205V211H183V213L184 214H186L187 212H188ZM15 209L17 210V212H16V214L17 213H19V214H17L16 215V221L14 220V219H10L9 217H11V216H13L14 214H15ZM96 209V208H95ZM2 210H6V211H3V213H1L2 212ZM13 210V211H12ZM23 210V211H22ZM35 210V211H34ZM79 210H77V209H75V211H79ZM38 211H40V213L38 214V213H36V212H38ZM158 211V210H157ZM9 212V213H8ZM12 212V213H11ZM22 213V215L23 216H20V214ZM44 213L43 215H44V217L42 216V213ZM80 212H76V216H78L79 218H82L81 219V221L84 223V224H86V225H83L82 223V225H81V227H85V226H87L88 224L89 225H91V227L92 228H94V230H95V232L98 234L99 233V235L101 234V236H103L105 233H106V231H107V229L112 225V221L113 220H105L103 223H102V225L99 223V221L98 220H96L95 222H93L94 220H95V217L93 216L94 214H92V213H90V214H83V213H80ZM94 212H97V209H96V211H94ZM159 212H160V214H162V212L159 210L157 213H158V215H157V217H159V216H161V218L162 217H164L163 215H160L159 214ZM186 212V213H185ZM12 215H11V214ZM24 213V214H23ZM156 213V214H157ZM7 214V215H6ZM10 216H9V215ZM42 216L41 218H43V219H40V217L39 216ZM7 216H9V217H7ZM15 216V215H14ZM88 217H90V218H88ZM7 218H9L10 220H8ZM12 218V217H11ZM13 218H15V217H13ZM160 218V217H159ZM161 218L159 219L160 220V222H162L163 221V219H162V221H161ZM88 219H90V220H88ZM94 219V220H93ZM2 221V222H1ZM4 221V222H3ZM43 221V222H42ZM88 221H90V223L88 222ZM109 223H108V222ZM242 221V222H241ZM241 221L236 225V227L234 228V226L232 227V228H229L230 230H226L225 232H223V234H225V235H227L228 233H229V235H227V236H229L228 238H227V242L223 239V236L221 237V235H220V232H216V234H215V236H214V238L213 239H216V240H213L212 238H211V240L209 239V242L211 243V247H213L214 248V250H213V252H212V256H211V258L209 257V260H208V258H206L205 260H204V258H200L199 259V261H197L199 264H253V262H254V264H264V255H262L263 253H264V241H263V243H262V240L261 239H256L257 241H256V245H255V239H252V238H254V236H253V234H252V236L253 237H251L250 235H251V231L250 230H248L249 228H248V226L246 225V222H243V220H242V218H241ZM88 224H87V223ZM106 222H107V224H106ZM112 222V223H111ZM4 223V224H3ZM100 224V225H99ZM4 225V226H3ZM13 225H15L16 226V228H13L14 226ZM18 225H19V227H18ZM88 225V226H89ZM2 226H3V228H2ZM12 226V227H11ZM88 226L86 227V228H88ZM238 226V227H237ZM10 227L13 229H11L10 230ZM20 228V229H21ZM4 229V230H3ZM234 229V230H233ZM2 230V231H1ZM185 230V229H184ZM236 230V231H235ZM248 230V231H247ZM99 231V232H98ZM234 231H235V233H234ZM5 232V233H4ZM192 233H193V235H194V233H195V235H194V237H196V235L198 236V232L197 231H195V230H192L191 231ZM197 232V233H196ZM228 232V233H227ZM248 232V233H247ZM2 233H3V235H2ZM135 233H137V231L136 232H134V237L133 238H135ZM188 233H190V231H188ZM192 233L191 234H189V236H188V238L186 237L188 234H184L185 235V237L186 238H184V240H186L187 241V239L190 241V242H192V240L194 239V238H192L193 237V235H192ZM222 233V232H221ZM230 234H231V236H230ZM233 234V235H232ZM83 235H87V236H90V234H88V233H84ZM192 235V236H191ZM247 235V236H246ZM219 236H220V238H219ZM250 236V237H249ZM192 239H191V238ZM219 239H218V238ZM234 237V238H233ZM222 238V239H221ZM229 238H231V239H229ZM251 238V239H250ZM139 239V240H138ZM136 238V240L135 239H133L132 241L133 242H135L134 243V245H133V247H132V250H131V253H130V258H131V260H132V262H137V261H139V260H141L142 262H144L143 264H161V262L159 261V259L158 258H156L157 256H156V254L154 255L152 252H150V250H145V247H144V243H142V242H140L141 240H140V238ZM191 239V240H190ZM196 239H199V236L197 237V238H195V240ZM229 239V240H228ZM247 239V240H246ZM40 240V242L42 241H44L45 239L44 238H42V240L41 239H39ZM101 240V239H100ZM220 240H222V241H220ZM254 240V241H253ZM197 241V240H196ZM216 241V242H215ZM224 241H225V243H224ZM231 241V243H230V245L229 246H227L228 244H229V242ZM233 241H234V244H232L233 243ZM237 241V242H236ZM246 241V242H245ZM249 241V242H248ZM259 241V242H258ZM46 242L47 241H45L44 242V246H43V248L45 247H50V244L49 245H47L46 244ZM101 242V243H100ZM213 242V243H212ZM215 242V243H214ZM218 242V243H217ZM253 242H254V245L255 246H253ZM48 243V242H47ZM104 242L103 241H98L97 243H96V241L95 242H93V244H91L89 247H90V249H91V254H89L88 255V259H89V263L90 264H105L106 263V261H105V259L107 258V262H111V264H117L114 260H115V248L114 249H112V251L111 252H109L108 251V248L106 247V245L104 244ZM142 243V244H141ZM237 243V244H236ZM141 244V245H140ZM216 246H215V245ZM218 244V245H217ZM242 244V245H241ZM245 244V245H244ZM260 244V245H259ZM232 245V246H231ZM239 246V249L237 250V248H238V246ZM262 245V246H261ZM103 246V247H102ZM135 246V247H134ZM146 246V245H145ZM219 246V247H218ZM231 246V247H230ZM235 246H237V247H235ZM259 246V247H258ZM216 247H218V248H216ZM241 247V248H240ZM245 247V248H244ZM254 247V248H253ZM263 247V248H262ZM253 248V249H252ZM258 248H260L259 250H258ZM48 249V248H47ZM47 249H43L42 251H43V254H45V256L44 255H41V256H39L38 257V259H37V257H36V261L37 260H39V262L37 261L35 264H50L49 263V259L51 258V252L49 253V251L47 250ZM190 251H191V248H188ZM231 249V250H230ZM234 249V250H233ZM236 249V250H235ZM243 249V250H242ZM256 249V250H255ZM263 249V251H262V254H261V250ZM46 250V251H45ZM230 250V251H229ZM233 250V251H232ZM252 251V254H251V251ZM100 251H101V253L102 254H99L100 253ZM222 251V252H221ZM229 251V252H228ZM238 254H235V252ZM254 251H256V253L254 252ZM258 251V252H257ZM260 251V252H259ZM45 252V253H44ZM99 252V253H98ZM191 253V252H190ZM226 253V254H225ZM232 253V254H231ZM254 253V254H253ZM258 253L259 254H261V255H259L260 257H258V256H256L255 254H257L258 255ZM18 254V253H17ZM95 254V255H94ZM106 254V255H105ZM110 254V255H109ZM226 255L228 256V257H226ZM253 255H254V258H253ZM95 256V257H94ZM108 256V257H107ZM173 256V255H172ZM190 256V258H192L191 256V254L189 255L188 254V257ZM224 256V257H223ZM236 256V257H235ZM17 257H18V255H17ZM241 257V258H240ZM257 257V258H256ZM263 259H262V258ZM45 258H46V260H45ZM48 258V259H47ZM66 258V257H65ZM104 258V259H103ZM174 258V257H173ZM173 258L172 257H170V255H169V259L168 260H170L169 262L167 261V263L166 264H175V262H174V260H173ZM44 259V260H43ZM109 259V260H108ZM236 259V260H235ZM260 259H262L261 261H260ZM13 260H15V261H13ZM13 260H4L3 262H2V264H13V263H17V262H19V263H24V264H26L24 261L22 262V261H20L19 260V257H18V260L15 258V259H13ZM17 260V261H16ZM48 260V261H47ZM68 260L70 261V258H68ZM200 260H203V261H200ZM242 260V261H241ZM190 261V260H189ZM188 261V263L190 264V262ZM237 261V262H236ZM10 262V263H9ZM105 262V263H104ZM192 262V261H191ZM239 262V263H238ZM252 262V263H251ZM187 263V262H186ZM186 263H184V264H186ZM187 263V264H188ZM61 264V263H60ZM62 264H63V262H62ZM123 264V263H122ZM176 264H177V262H176ZM179 264V263H178Z\"/></svg>",
    "mask_w": 264,
    "mask_h": 264
}]
</instances>
